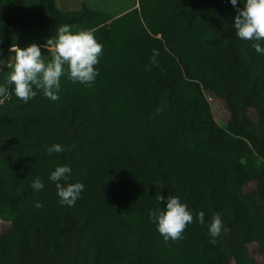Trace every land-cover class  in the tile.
Here are the masks:
<instances>
[{"label": "trees", "instance_id": "16d2710c", "mask_svg": "<svg viewBox=\"0 0 264 264\" xmlns=\"http://www.w3.org/2000/svg\"><path fill=\"white\" fill-rule=\"evenodd\" d=\"M235 15L227 0H138L117 17L0 0V264H264V55L236 36ZM65 24L103 44L99 75L91 86L62 77L58 100L24 103L7 81L9 48L37 43L50 61ZM153 49L159 63L146 70ZM65 164L68 183L85 185L71 207L48 179ZM172 195L193 221L166 241L149 212ZM217 214L229 231L213 243Z\"/></svg>", "mask_w": 264, "mask_h": 264}, {"label": "clouds", "instance_id": "9594fccd", "mask_svg": "<svg viewBox=\"0 0 264 264\" xmlns=\"http://www.w3.org/2000/svg\"><path fill=\"white\" fill-rule=\"evenodd\" d=\"M235 9L233 27L236 36L241 40L252 41L254 50L264 55V0H227ZM2 43V41H0ZM9 53H14L15 63L11 65L12 71L7 77L8 83L13 85L16 97L24 103L29 102L42 92L44 96L55 101L59 99L61 91V78L66 77L73 82H79L85 86H91L99 75V69L95 66L100 62L103 52V44L98 42L91 30H72L70 25H62L57 29L54 41V51L50 61H45L42 56L41 46L31 43L27 47L17 44L9 48ZM158 49L152 50V57L146 70L152 66H158ZM9 67V61L3 56L0 48V70ZM8 92L6 84H0V95ZM50 153L63 151L61 144L56 143L48 148ZM72 168L69 165H58L51 171L48 179L55 183L60 203L66 206H74L80 197L85 185L82 182L68 183L71 178ZM35 191L44 189L45 184L37 177L30 185ZM160 203L165 199L162 195L157 197ZM37 208L42 207L39 201ZM150 221L156 225L157 231L167 241L177 240L189 223L193 221V214L188 205L178 196H169L163 210H151ZM196 219L202 225L205 223L204 213L197 214ZM208 233L213 238L219 237L221 232H228L219 214L215 215L207 225Z\"/></svg>", "mask_w": 264, "mask_h": 264}, {"label": "rangeland", "instance_id": "374dc122", "mask_svg": "<svg viewBox=\"0 0 264 264\" xmlns=\"http://www.w3.org/2000/svg\"><path fill=\"white\" fill-rule=\"evenodd\" d=\"M14 2H18L20 0H13ZM27 5L34 9L38 6V0H25ZM138 0H56L57 7L63 11H72V10H80L84 6H87L94 10L104 11L111 14L113 17H117L121 15L124 11L134 7L137 4ZM54 49V47H51ZM209 102L211 103L212 112L218 124L222 127H226L227 125V114L224 110L223 106L220 105L215 98L211 96H207ZM253 184H251V187ZM9 226V222H6L3 219H0V232L7 229ZM253 256L261 261V256L256 248V246L251 245L249 247Z\"/></svg>", "mask_w": 264, "mask_h": 264}]
</instances>
